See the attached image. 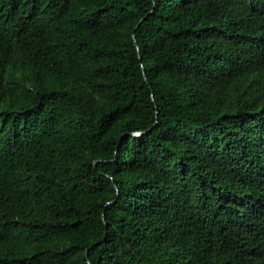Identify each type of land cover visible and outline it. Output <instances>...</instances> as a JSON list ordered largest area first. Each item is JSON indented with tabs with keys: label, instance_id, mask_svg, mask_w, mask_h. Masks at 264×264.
Here are the masks:
<instances>
[{
	"label": "trees",
	"instance_id": "obj_1",
	"mask_svg": "<svg viewBox=\"0 0 264 264\" xmlns=\"http://www.w3.org/2000/svg\"><path fill=\"white\" fill-rule=\"evenodd\" d=\"M0 264H264V0H0Z\"/></svg>",
	"mask_w": 264,
	"mask_h": 264
}]
</instances>
